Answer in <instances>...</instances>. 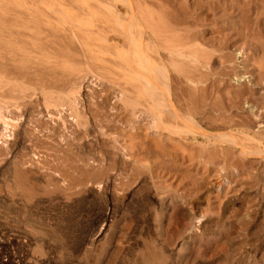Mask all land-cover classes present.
<instances>
[{
  "label": "rangeland",
  "instance_id": "374dc122",
  "mask_svg": "<svg viewBox=\"0 0 264 264\" xmlns=\"http://www.w3.org/2000/svg\"><path fill=\"white\" fill-rule=\"evenodd\" d=\"M0 9V264H264V0Z\"/></svg>",
  "mask_w": 264,
  "mask_h": 264
},
{
  "label": "built area",
  "instance_id": "2783aa9c",
  "mask_svg": "<svg viewBox=\"0 0 264 264\" xmlns=\"http://www.w3.org/2000/svg\"><path fill=\"white\" fill-rule=\"evenodd\" d=\"M235 56H236V59H237L238 62L240 60H242L245 57V51H244V49H242V48L236 49ZM242 76H246V75L243 74ZM233 79L234 80H237L238 78L234 76ZM258 126L261 127L262 126L261 123L258 124Z\"/></svg>",
  "mask_w": 264,
  "mask_h": 264
},
{
  "label": "bare ground",
  "instance_id": "6f19581e",
  "mask_svg": "<svg viewBox=\"0 0 264 264\" xmlns=\"http://www.w3.org/2000/svg\"><path fill=\"white\" fill-rule=\"evenodd\" d=\"M132 7V6H131ZM5 20H6V17H4L2 14H1V9H0V30H1V28H2V26H5V24H6V22H5ZM12 25V27H14V24H13V22H12V24L10 23V24H7V27H10ZM11 31L13 30V29H10ZM18 36H20V35H16L15 37L17 38ZM2 36H0V40H5V37H3V38H1Z\"/></svg>",
  "mask_w": 264,
  "mask_h": 264
}]
</instances>
